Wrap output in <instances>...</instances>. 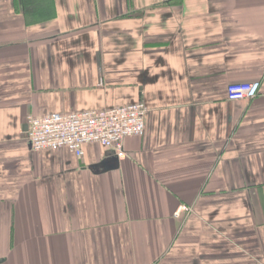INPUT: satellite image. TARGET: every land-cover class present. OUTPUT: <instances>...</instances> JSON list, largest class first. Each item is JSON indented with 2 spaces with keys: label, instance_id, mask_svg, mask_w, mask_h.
<instances>
[{
  "label": "crops",
  "instance_id": "1",
  "mask_svg": "<svg viewBox=\"0 0 264 264\" xmlns=\"http://www.w3.org/2000/svg\"><path fill=\"white\" fill-rule=\"evenodd\" d=\"M136 101L124 159L28 141L30 115ZM0 260L264 264V0H0Z\"/></svg>",
  "mask_w": 264,
  "mask_h": 264
},
{
  "label": "built area",
  "instance_id": "2",
  "mask_svg": "<svg viewBox=\"0 0 264 264\" xmlns=\"http://www.w3.org/2000/svg\"><path fill=\"white\" fill-rule=\"evenodd\" d=\"M260 88V81L237 82L228 85L227 93L231 100H251L258 95ZM148 112L144 101H136L107 109L30 115L27 138L35 151L66 148L82 156L84 146L95 143L124 159L125 139L145 133ZM193 210L191 205L180 204L175 215L190 214Z\"/></svg>",
  "mask_w": 264,
  "mask_h": 264
},
{
  "label": "water",
  "instance_id": "3",
  "mask_svg": "<svg viewBox=\"0 0 264 264\" xmlns=\"http://www.w3.org/2000/svg\"><path fill=\"white\" fill-rule=\"evenodd\" d=\"M100 165L101 166H105L107 168V161L106 160H103Z\"/></svg>",
  "mask_w": 264,
  "mask_h": 264
}]
</instances>
